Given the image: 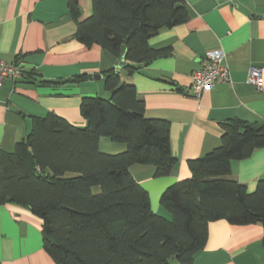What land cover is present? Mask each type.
<instances>
[{
    "label": "trees",
    "instance_id": "trees-1",
    "mask_svg": "<svg viewBox=\"0 0 264 264\" xmlns=\"http://www.w3.org/2000/svg\"><path fill=\"white\" fill-rule=\"evenodd\" d=\"M92 1L93 13L83 18L79 0H68L78 40L118 59L126 46L123 72L130 76L140 69L135 64L162 54L150 45L151 37L190 18L185 0ZM120 73L117 66L106 73L110 98H82L87 126L54 112L34 116L32 131L15 149L0 151V203L27 206L41 217L42 243L54 264H169L173 258L194 264L206 245L209 222L226 219L264 228V178L250 192L230 177L234 160L264 146V123L238 118L223 123L221 144L190 159L192 176L163 191L167 217L154 211L130 167L153 166L158 176L172 173L178 159L172 154L170 122L147 117L145 100ZM103 136L127 144V150L101 151Z\"/></svg>",
    "mask_w": 264,
    "mask_h": 264
},
{
    "label": "crops",
    "instance_id": "crops-1",
    "mask_svg": "<svg viewBox=\"0 0 264 264\" xmlns=\"http://www.w3.org/2000/svg\"><path fill=\"white\" fill-rule=\"evenodd\" d=\"M78 3L83 18L93 13L92 0ZM185 3L190 18L151 37L150 45L162 54L130 76L120 67L122 57L78 40L68 0H0V59L19 61L27 70L0 89V151L15 149L32 131L34 116L54 112L75 126H87L81 100L110 98L105 76L117 66L145 100L146 116L170 122L172 154L178 159L172 173L158 176L153 166L130 167L149 192L154 211L170 216L160 201L163 191L192 176L190 159L221 144L223 123L234 118L264 123V91L248 80L253 68L261 69L264 80V0ZM217 47L227 54L231 80L197 96L191 89V74ZM76 75L86 78L73 81ZM99 148L119 153L127 150V144L103 136ZM230 177L253 192L264 178V146L247 159L234 160ZM41 229V217L29 207L0 203V264H54L42 243ZM263 232L259 223L209 222L206 245L195 255L194 264H264ZM169 264L183 263L173 258Z\"/></svg>",
    "mask_w": 264,
    "mask_h": 264
},
{
    "label": "built area",
    "instance_id": "built-area-1",
    "mask_svg": "<svg viewBox=\"0 0 264 264\" xmlns=\"http://www.w3.org/2000/svg\"><path fill=\"white\" fill-rule=\"evenodd\" d=\"M27 74L26 68L19 62H7L0 59V89L5 81L15 80ZM191 89L199 96L203 91L211 89L216 84L229 82L231 71L227 62V54L222 48L213 49L203 61L202 67L191 74ZM249 82L255 85L258 91H264V80L261 69L253 68L249 73Z\"/></svg>",
    "mask_w": 264,
    "mask_h": 264
},
{
    "label": "water",
    "instance_id": "water-1",
    "mask_svg": "<svg viewBox=\"0 0 264 264\" xmlns=\"http://www.w3.org/2000/svg\"><path fill=\"white\" fill-rule=\"evenodd\" d=\"M126 56H127V47L126 46H124L123 47V52H122V54H121V57H122V59H123V61L120 63V67L121 68H124L125 66H126V62H125V59H126ZM152 61V60H151ZM149 62H144V63H138V64H135V66L137 67V68H140V67H142L143 65H147ZM120 75L122 76V73H120ZM96 77H99V75H97V76H94V78H96ZM123 84V82H121L120 83V85H122ZM172 259H170L169 261H171ZM168 261V262H169Z\"/></svg>",
    "mask_w": 264,
    "mask_h": 264
},
{
    "label": "rangeland",
    "instance_id": "rangeland-1",
    "mask_svg": "<svg viewBox=\"0 0 264 264\" xmlns=\"http://www.w3.org/2000/svg\"><path fill=\"white\" fill-rule=\"evenodd\" d=\"M70 175H72V174H70ZM95 190H96V191H100V190H101L100 186L96 187ZM165 216H166V215H165ZM167 217H171V215L169 216V214H168Z\"/></svg>",
    "mask_w": 264,
    "mask_h": 264
}]
</instances>
